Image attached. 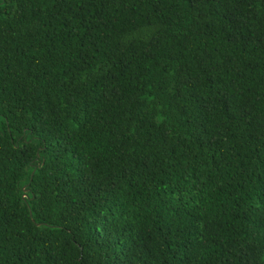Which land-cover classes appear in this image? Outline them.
<instances>
[{
	"label": "trees",
	"instance_id": "1",
	"mask_svg": "<svg viewBox=\"0 0 264 264\" xmlns=\"http://www.w3.org/2000/svg\"><path fill=\"white\" fill-rule=\"evenodd\" d=\"M0 264H264V0H0Z\"/></svg>",
	"mask_w": 264,
	"mask_h": 264
}]
</instances>
